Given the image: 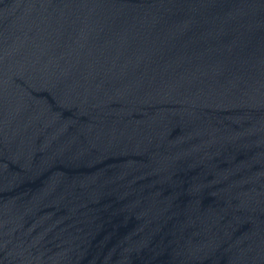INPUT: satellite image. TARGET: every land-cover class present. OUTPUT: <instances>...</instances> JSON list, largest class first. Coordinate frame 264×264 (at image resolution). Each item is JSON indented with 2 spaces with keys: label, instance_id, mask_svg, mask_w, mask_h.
Masks as SVG:
<instances>
[{
  "label": "water",
  "instance_id": "95a60500",
  "mask_svg": "<svg viewBox=\"0 0 264 264\" xmlns=\"http://www.w3.org/2000/svg\"><path fill=\"white\" fill-rule=\"evenodd\" d=\"M0 264H264V0H0Z\"/></svg>",
  "mask_w": 264,
  "mask_h": 264
}]
</instances>
